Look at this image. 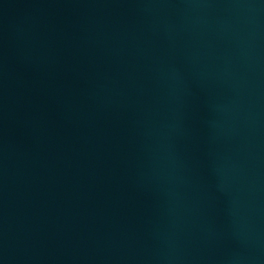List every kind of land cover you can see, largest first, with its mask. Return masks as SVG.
I'll return each mask as SVG.
<instances>
[{"label":"water","instance_id":"water-1","mask_svg":"<svg viewBox=\"0 0 264 264\" xmlns=\"http://www.w3.org/2000/svg\"><path fill=\"white\" fill-rule=\"evenodd\" d=\"M0 264H264V0H0Z\"/></svg>","mask_w":264,"mask_h":264}]
</instances>
